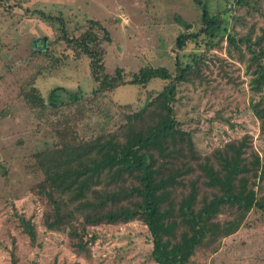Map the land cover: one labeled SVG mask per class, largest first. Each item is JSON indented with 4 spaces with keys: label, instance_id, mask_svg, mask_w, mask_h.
<instances>
[{
    "label": "rangeland",
    "instance_id": "1",
    "mask_svg": "<svg viewBox=\"0 0 264 264\" xmlns=\"http://www.w3.org/2000/svg\"><path fill=\"white\" fill-rule=\"evenodd\" d=\"M211 14L220 13L228 33L241 35L250 25L256 34L264 27V6L249 14L233 5V0H204ZM227 7V11L224 9ZM61 16L68 30L78 33L89 19L101 20L113 41L102 44L106 71L117 67L138 71L142 66H166L174 71L179 55L185 63L191 53L202 48L189 41L183 50L177 37L191 23L200 31V6L194 0H4L0 2V264H159L150 257L152 245L148 228L135 221L121 225L93 227L95 242L90 255L73 251L66 233L51 226L56 216L51 198L33 185L43 179L28 155L51 147L63 131H78L90 138L110 131L124 122V106L142 108L162 88L164 81L154 78L148 85L126 84L107 92L94 103L86 97L96 86L89 68V58L58 40V22H48L38 13ZM222 11H225L224 13ZM227 12V13H226ZM243 15L246 23L234 27L233 18ZM208 35L203 32L200 39ZM222 48L209 52V68L203 79L182 83V104L178 118L187 129L199 130L202 151H212L244 133L253 137V145L264 161V132L261 120L251 107L264 94L251 89L252 76L238 53ZM50 46V54L59 58L49 66V58L32 56V52ZM208 61V60H207ZM224 70V71H222ZM33 81L44 94L47 104L28 107L21 95L23 83ZM29 86V85H27ZM60 98L80 91L83 96L71 104L55 106L53 90ZM85 97V98H86ZM58 102V100L56 101ZM237 124L232 128L230 123ZM228 213L218 219L229 218ZM30 219L37 231L33 243L21 219ZM199 252L196 264H264V211L253 210L246 223L235 233L222 237Z\"/></svg>",
    "mask_w": 264,
    "mask_h": 264
},
{
    "label": "trees",
    "instance_id": "2",
    "mask_svg": "<svg viewBox=\"0 0 264 264\" xmlns=\"http://www.w3.org/2000/svg\"><path fill=\"white\" fill-rule=\"evenodd\" d=\"M194 1L202 10L201 30L193 32L192 24L186 23L176 42L179 50L191 40L203 51L191 53L185 63L178 55L174 71L145 65L138 71L117 67L109 73L102 44L111 43L113 38L101 20L89 19L80 32L71 33L61 16L38 12L44 20L58 22V40L89 58L96 86L91 96L84 95L86 104L126 84L146 86L154 78L164 81L163 88L142 108L133 110L125 105L124 122L114 129L90 138L78 131H63L51 147L27 156L43 174L32 188L51 198L56 216L51 226L66 233L78 255H90V243L96 237L93 227L139 221L148 228L151 259L159 264H196L195 257L207 245L238 231L251 211H264V161L254 148L252 135L244 133L212 151H202L199 130L185 128L178 118L180 85L204 78L203 69L212 61L209 52L222 48L225 39L228 53H238L236 59L245 63L252 76V91L264 94V27L261 34H256L252 24L246 33L225 36L229 30L223 21L226 16L211 14L204 0ZM232 6L245 9L247 14L260 12L264 0H233ZM233 23L234 27L244 25L246 20L237 15ZM203 32L208 38L200 39ZM50 51L47 45L32 56L52 58V66L59 58ZM21 85L28 107L37 109L47 104L33 81ZM59 90L52 93L55 106L71 104L83 96L77 91L65 100ZM251 107L264 132V95L252 101ZM224 213L231 217L220 221L218 217ZM21 222L35 243L34 223L25 218ZM12 264H18L15 253Z\"/></svg>",
    "mask_w": 264,
    "mask_h": 264
}]
</instances>
